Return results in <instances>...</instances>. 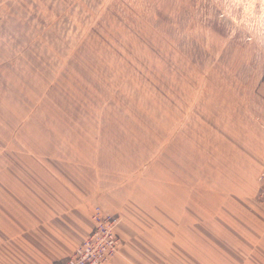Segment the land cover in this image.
<instances>
[{"label":"rangeland","instance_id":"obj_1","mask_svg":"<svg viewBox=\"0 0 264 264\" xmlns=\"http://www.w3.org/2000/svg\"><path fill=\"white\" fill-rule=\"evenodd\" d=\"M263 172L264 0H0V176L86 191L112 259L264 227Z\"/></svg>","mask_w":264,"mask_h":264},{"label":"crops","instance_id":"obj_2","mask_svg":"<svg viewBox=\"0 0 264 264\" xmlns=\"http://www.w3.org/2000/svg\"><path fill=\"white\" fill-rule=\"evenodd\" d=\"M85 192L44 175L0 176V264H59L72 253L91 228L89 208L79 204ZM230 228L237 235L220 246L198 234L179 264H264V227ZM124 232L118 229L125 238ZM126 254L108 264H127Z\"/></svg>","mask_w":264,"mask_h":264},{"label":"built area","instance_id":"obj_3","mask_svg":"<svg viewBox=\"0 0 264 264\" xmlns=\"http://www.w3.org/2000/svg\"><path fill=\"white\" fill-rule=\"evenodd\" d=\"M259 199L264 205V172L261 173ZM92 226L72 253L59 264H108L122 245L118 234L120 219L115 213L94 207L91 214Z\"/></svg>","mask_w":264,"mask_h":264}]
</instances>
